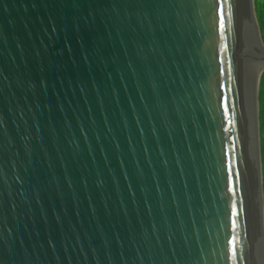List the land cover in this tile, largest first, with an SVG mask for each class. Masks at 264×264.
I'll list each match as a JSON object with an SVG mask.
<instances>
[{"label": "water", "instance_id": "obj_1", "mask_svg": "<svg viewBox=\"0 0 264 264\" xmlns=\"http://www.w3.org/2000/svg\"><path fill=\"white\" fill-rule=\"evenodd\" d=\"M263 89L255 0H0V264H264Z\"/></svg>", "mask_w": 264, "mask_h": 264}, {"label": "trees", "instance_id": "obj_2", "mask_svg": "<svg viewBox=\"0 0 264 264\" xmlns=\"http://www.w3.org/2000/svg\"><path fill=\"white\" fill-rule=\"evenodd\" d=\"M255 10L260 36L264 44V0H255ZM260 138L262 147V164L264 177V89L260 105Z\"/></svg>", "mask_w": 264, "mask_h": 264}, {"label": "snow or ice", "instance_id": "obj_3", "mask_svg": "<svg viewBox=\"0 0 264 264\" xmlns=\"http://www.w3.org/2000/svg\"><path fill=\"white\" fill-rule=\"evenodd\" d=\"M221 26H223V25H221ZM236 176H237V178H238V176H239V173L237 172L236 173ZM239 213H238V210L235 208V206L233 207V215H238Z\"/></svg>", "mask_w": 264, "mask_h": 264}]
</instances>
